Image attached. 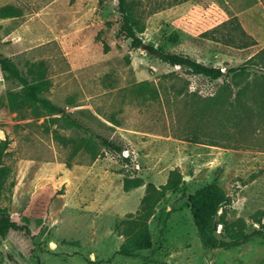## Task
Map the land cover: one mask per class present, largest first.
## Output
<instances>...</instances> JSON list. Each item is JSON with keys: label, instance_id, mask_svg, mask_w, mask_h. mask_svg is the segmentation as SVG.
I'll return each mask as SVG.
<instances>
[{"label": "rangeland", "instance_id": "obj_1", "mask_svg": "<svg viewBox=\"0 0 264 264\" xmlns=\"http://www.w3.org/2000/svg\"><path fill=\"white\" fill-rule=\"evenodd\" d=\"M127 2L139 47L120 30L117 0H0L20 13L0 17V56L24 74L41 64L42 96L124 148L98 144L92 160L80 147L89 133L60 114L10 110L6 91L20 86L0 72V139H9L0 203L26 227L0 237V264H264L260 236L204 247L187 196L161 188L173 169L187 195L214 183L232 198L227 222L260 227L252 216L264 209V0ZM157 48L224 75L171 66ZM215 235L229 240L223 228Z\"/></svg>", "mask_w": 264, "mask_h": 264}, {"label": "trees", "instance_id": "obj_2", "mask_svg": "<svg viewBox=\"0 0 264 264\" xmlns=\"http://www.w3.org/2000/svg\"><path fill=\"white\" fill-rule=\"evenodd\" d=\"M117 9L122 17L120 30L122 32L124 31L125 36L131 39L133 47L141 46L143 43L142 39L137 35V31L141 32V28H138L139 23L132 14L130 4L127 0H117ZM19 14L18 9L13 5H3L0 7V17L2 18L14 17ZM154 52L155 56L162 62L171 66L185 67L191 73L200 74L209 79L216 80L224 75L221 68L206 65L182 53L168 52L159 48ZM244 70L245 68L240 66L229 68L228 71L241 73L244 72ZM0 72L5 79L14 81L20 86L18 90L10 89L6 91L7 104L10 110L23 116V110L26 107L37 105L43 108L48 114H60L59 117H63L70 126L78 129L82 128L89 133L88 138L80 140V147L83 146L85 149L90 150L92 160H95L98 156V151L96 149L98 144L102 146L103 149L114 153H122L124 150L121 142L93 133L87 128H83L77 120L64 115L61 107L42 96V92L47 87L48 81L41 64L37 66L32 65V69H29L28 73L24 74L13 60L7 56H0ZM8 146V138L0 139V190L9 171L8 167L3 163ZM126 158L125 156V159ZM187 186V181L183 179L179 170L173 169L169 173L166 184L162 185L161 188L165 190L169 189L172 192L178 191L183 197L187 196L190 203V211L196 226L200 229L201 241L204 247L212 249L237 246L242 241L248 240L253 236H260L264 240V209L257 210L252 216L253 221L259 223V228H255L250 232L245 231L244 228L246 225L242 218H238V220L231 222L232 226L238 224V226L233 228L231 224L224 219V215L227 212V208L225 207L230 205L232 201L230 195L225 194L224 191L214 183L207 184L193 194L187 195ZM211 205L213 206L212 212L209 214L205 213L203 207ZM218 209H221V212L216 219L214 216H216ZM211 221H213L212 227L207 228V224ZM219 225L220 228H218ZM23 228L26 227L19 225L12 219L7 209L0 203V237L5 236L10 230H20ZM222 228L229 238L227 241L220 240L215 235V231H221Z\"/></svg>", "mask_w": 264, "mask_h": 264}, {"label": "crops", "instance_id": "obj_3", "mask_svg": "<svg viewBox=\"0 0 264 264\" xmlns=\"http://www.w3.org/2000/svg\"><path fill=\"white\" fill-rule=\"evenodd\" d=\"M118 130L119 129H117V131H116V133H118ZM121 130H125V129H121ZM121 137H123L124 139H126V140H131V137L129 138V137H126V136H124V135H120Z\"/></svg>", "mask_w": 264, "mask_h": 264}, {"label": "built area", "instance_id": "obj_4", "mask_svg": "<svg viewBox=\"0 0 264 264\" xmlns=\"http://www.w3.org/2000/svg\"><path fill=\"white\" fill-rule=\"evenodd\" d=\"M219 227H220V225H219Z\"/></svg>", "mask_w": 264, "mask_h": 264}]
</instances>
